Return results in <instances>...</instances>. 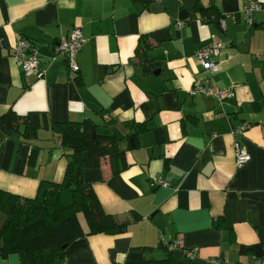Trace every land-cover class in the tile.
<instances>
[{"label": "crops", "instance_id": "crops-1", "mask_svg": "<svg viewBox=\"0 0 264 264\" xmlns=\"http://www.w3.org/2000/svg\"><path fill=\"white\" fill-rule=\"evenodd\" d=\"M244 1L0 0V189L33 198L41 180L61 181L67 166L59 135L42 128L36 164L19 173L26 143L1 120L9 109L57 122L90 119L118 137L144 124L127 149L128 167L113 175L106 161L85 172L106 212L141 218L125 233L75 240L62 264H145L165 258L162 244L176 245L185 264L264 259V106H252L264 103V0L252 26ZM75 27L86 38L77 73L57 49ZM20 38L40 51L44 78L24 75L14 57ZM215 42L222 47L212 72L196 52ZM196 79L228 96L191 94ZM235 141L252 156L241 168ZM157 176L168 186L152 185ZM6 219L0 211V229ZM189 250L194 257L180 255Z\"/></svg>", "mask_w": 264, "mask_h": 264}, {"label": "trees", "instance_id": "trees-1", "mask_svg": "<svg viewBox=\"0 0 264 264\" xmlns=\"http://www.w3.org/2000/svg\"><path fill=\"white\" fill-rule=\"evenodd\" d=\"M141 39L146 47L147 38ZM140 45L136 56L142 58L144 52L140 53ZM140 64L145 68L143 62ZM252 106L261 109L264 103ZM1 120L26 143L19 173H23L25 164H36L40 146L34 141L42 128H50L59 135L67 159L64 178L61 181L41 180L33 198L0 189V211L7 217L0 229L1 258L15 254L20 264H62L68 257V247L75 240L87 235L122 234L141 218L134 212L131 220L120 221L106 212L92 184L86 181L85 172L100 168L106 161L113 175L128 167L127 149L132 145L131 139H136L144 130L143 123L134 125L136 132L133 134L118 137L99 133L93 120L50 121L43 111L20 115L9 109ZM162 247L165 258L148 259L145 264H185L176 255L175 248L170 249L168 244Z\"/></svg>", "mask_w": 264, "mask_h": 264}, {"label": "built area", "instance_id": "built-area-1", "mask_svg": "<svg viewBox=\"0 0 264 264\" xmlns=\"http://www.w3.org/2000/svg\"><path fill=\"white\" fill-rule=\"evenodd\" d=\"M262 9L259 0H245L244 1V14L248 25L252 26L255 23V13ZM183 20L178 21V25L181 27L183 25ZM222 27H225V22L221 21ZM86 38L84 37L82 30L75 27L68 36L62 38L57 45L58 51L63 54L68 60V68L72 72H79L80 67L77 60L78 54L81 51ZM222 44L215 42L212 45H207L200 48L196 52V58L200 62L204 70L215 72L219 69V64L217 58L220 55ZM261 55L264 54L260 53ZM14 57L17 62L22 67L23 73L28 77H35L37 79L44 78L46 69L41 65V54L38 48L28 39L20 38L16 44L14 50ZM191 94L202 93L206 96H217L220 99L226 98L228 96L227 90H220L216 88L209 81H203L196 79L191 90ZM248 128V125L241 126L238 130L243 133ZM236 165L241 168L246 163H248L252 156L249 151L241 144L239 141L234 142ZM152 185H160L167 187L168 183L161 177L157 176ZM180 241L177 244L180 245ZM170 249H174L176 245L168 244ZM190 257L195 256L193 250H189L186 253ZM217 262V260H213ZM255 264H264V259H258Z\"/></svg>", "mask_w": 264, "mask_h": 264}]
</instances>
